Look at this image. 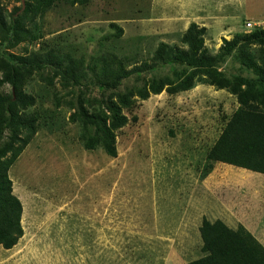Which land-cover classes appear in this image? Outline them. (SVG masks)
<instances>
[{"label":"rangeland","instance_id":"374dc122","mask_svg":"<svg viewBox=\"0 0 264 264\" xmlns=\"http://www.w3.org/2000/svg\"><path fill=\"white\" fill-rule=\"evenodd\" d=\"M27 3L35 0H0L7 19ZM21 21L38 38L0 46L13 55L52 52L86 63L112 51L139 63L159 42L184 47L180 36L191 22L207 27L205 44L217 53L223 39L257 28L246 21L264 22V0H55L43 13L35 6ZM111 23L122 28L119 37ZM220 69L229 77H253L233 55ZM61 70L33 68L22 86L29 103L20 111L36 117L35 130L8 176L22 204L23 235L10 249L0 245V264H187L202 253L203 217L215 220L219 203L233 210L238 194H264L260 185L236 183L251 175V184L262 173L216 162L200 175L206 153L238 106L226 89L200 83L175 94L135 97L123 109L127 124L114 130L112 157L101 142L85 146L97 133L84 124L80 104L102 113L107 96L135 90L169 73L167 66L106 91L87 80L72 83ZM0 91L12 87L0 82Z\"/></svg>","mask_w":264,"mask_h":264},{"label":"trees","instance_id":"16d2710c","mask_svg":"<svg viewBox=\"0 0 264 264\" xmlns=\"http://www.w3.org/2000/svg\"><path fill=\"white\" fill-rule=\"evenodd\" d=\"M54 1L35 0V4L30 5L29 2L18 17L14 15L21 7H16L10 12L9 19L0 6V46L35 41L38 35L23 24L21 18L35 6L37 9L38 5L43 13ZM31 21H34L33 17ZM111 26L116 28L119 37L122 28L116 23H111ZM206 32L207 27L191 22L180 36L184 47L159 42L152 56L139 63H130L112 51L98 54L83 63L69 55L55 56L52 52L39 56L34 54L30 58L16 56L0 47V82H7L12 87V92L0 91V245L3 248H12L23 235L22 204L12 191L8 170L35 130L36 117L20 111L21 105L29 103L22 86L33 68L51 65L62 69V76L72 83L80 85L87 80L99 90L106 91L117 88L127 78L167 66L169 73L153 76L147 84L135 90L107 96L102 113L88 111L80 104L79 112L84 124L94 127L97 133L94 139H88L85 146L93 148L101 142L105 152L112 157L117 154L114 130L127 124L129 118L123 109L129 107L135 97L145 99L162 90L175 94L200 83L224 88L236 96L238 106L206 153L200 175H208L216 162L264 174V27L236 32L231 39H223L217 53H212L206 46ZM229 55L251 71L253 77L227 76L220 67ZM23 130L29 131L25 138L21 135ZM18 141L21 143L15 145ZM7 152H10L9 156ZM198 231L202 240V256L187 264H264V246L243 225L232 229L221 219L211 221L203 217Z\"/></svg>","mask_w":264,"mask_h":264},{"label":"crops","instance_id":"0c3cea01","mask_svg":"<svg viewBox=\"0 0 264 264\" xmlns=\"http://www.w3.org/2000/svg\"><path fill=\"white\" fill-rule=\"evenodd\" d=\"M247 22V21H246ZM200 25V24H199ZM244 169V168H243ZM253 172H248V174ZM251 175L248 178H240L237 184H247V186H258L264 187V177L252 180ZM259 181V183H258ZM258 183V184H257ZM240 200L234 204V209H230L229 205L223 206L219 203L218 212L215 219H221L230 228L236 229L239 225H243L263 246H264V194L242 195L238 194ZM219 201L218 199H216ZM232 200H229V202ZM224 208V214H221L220 208ZM221 214V215H219ZM202 256V253H200ZM198 256L197 258H199Z\"/></svg>","mask_w":264,"mask_h":264},{"label":"built area","instance_id":"2783aa9c","mask_svg":"<svg viewBox=\"0 0 264 264\" xmlns=\"http://www.w3.org/2000/svg\"><path fill=\"white\" fill-rule=\"evenodd\" d=\"M245 25L246 27L253 29L254 27H262L264 25V22L255 21L254 23H251L250 21H247Z\"/></svg>","mask_w":264,"mask_h":264}]
</instances>
